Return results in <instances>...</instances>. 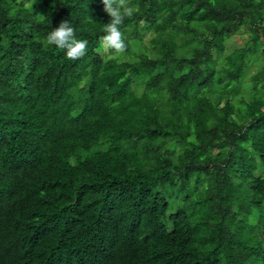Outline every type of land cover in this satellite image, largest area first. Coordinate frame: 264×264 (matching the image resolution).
<instances>
[{
	"label": "trees",
	"instance_id": "1",
	"mask_svg": "<svg viewBox=\"0 0 264 264\" xmlns=\"http://www.w3.org/2000/svg\"><path fill=\"white\" fill-rule=\"evenodd\" d=\"M126 5L103 56L101 0H0V262L264 264V0Z\"/></svg>",
	"mask_w": 264,
	"mask_h": 264
},
{
	"label": "clouds",
	"instance_id": "2",
	"mask_svg": "<svg viewBox=\"0 0 264 264\" xmlns=\"http://www.w3.org/2000/svg\"><path fill=\"white\" fill-rule=\"evenodd\" d=\"M104 11L110 17V22L104 25L102 40L108 48L117 52H124L125 43L121 32V25L125 17L133 15L134 9L126 5V0H101ZM44 19L43 16H40ZM45 42L48 46L64 50L67 58L76 60L83 57L87 50V41L76 38L75 30L68 21H61L60 24L48 32ZM39 214L48 215L47 209L41 197H38L34 208ZM6 214L10 217L9 221L16 233L23 232L28 226L27 208L7 209ZM3 215V212H0ZM0 264H3L0 262Z\"/></svg>",
	"mask_w": 264,
	"mask_h": 264
},
{
	"label": "rangeland",
	"instance_id": "3",
	"mask_svg": "<svg viewBox=\"0 0 264 264\" xmlns=\"http://www.w3.org/2000/svg\"><path fill=\"white\" fill-rule=\"evenodd\" d=\"M246 41H247V34L244 33V30L240 29V31L237 33H234L232 35V38L229 39V41L226 43L227 52H230L236 47H242L246 43ZM102 55L103 56L108 55L107 47L105 45H103V48H102ZM254 72L255 70L251 69L249 71V76H251Z\"/></svg>",
	"mask_w": 264,
	"mask_h": 264
}]
</instances>
